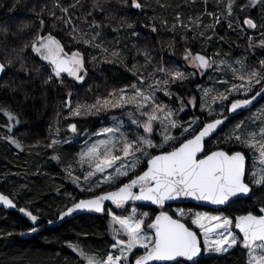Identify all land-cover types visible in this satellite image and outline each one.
<instances>
[{"label":"snow or ice","instance_id":"obj_1","mask_svg":"<svg viewBox=\"0 0 264 264\" xmlns=\"http://www.w3.org/2000/svg\"><path fill=\"white\" fill-rule=\"evenodd\" d=\"M208 2L203 0L205 9L200 15L184 17L177 12L170 28L167 19L152 17V31L157 32L160 26L169 28L187 43L197 37L210 42L217 26L224 21L233 31H244L245 25L247 29H264V11L260 23L250 16L235 23L237 0H215L219 13L208 11ZM27 6L34 19L18 25L15 30L10 25H0V76L12 73L0 87L22 92L27 100L38 87H67L64 74L76 82L85 81L89 62L86 52L79 48L66 52L65 45L47 27L46 16L54 18L53 28L57 23L66 26L76 45L83 44L99 51V56H91V63L121 64L136 81L113 89L106 96H96L92 103L74 102L71 89L62 100L67 112L64 120L130 108L127 116L137 129L129 136L122 131L123 121L113 117L112 127H103L94 133L105 138L85 141L73 162L65 166L67 176L86 196L80 198L68 194L69 203L58 211V218L64 220L83 211L106 212L113 241L103 254L85 251L80 244L68 242L67 246L83 258L77 264H202L204 258L222 257L237 246L245 250L246 264H264V202L258 213L249 210L236 216L225 215L218 209V214L180 207L172 214L163 210L167 201L181 198L221 206L237 198L249 197L254 189L264 191V108L258 110L259 115L253 113L248 120L233 125L221 138L226 144L239 145L255 154L251 170L246 168L244 151L220 147L210 151L206 147L207 140L217 136L229 119L226 113L239 114L249 110L250 106L255 107L253 102L258 98L264 100V59L252 65L248 57L233 59L230 53L216 51L208 55L204 48L194 52L191 47H185L183 60L193 69L188 72L163 59L154 64L150 52L137 48L136 55H143L144 64L135 62L129 67L127 57L107 41L104 30L107 28L119 33L126 28L131 30L130 35L138 36L134 23L130 22L129 10L143 12L149 7L145 0H93L83 18L75 16V11L84 7L82 0H68L66 4L65 0H52V8L48 7L47 0L39 4L27 0ZM257 6L264 9V0H248L246 4L239 5L241 12ZM204 16L210 17V22L206 23ZM156 20H159V25ZM80 24L86 25L88 31ZM44 32L47 35H42ZM189 32L193 33L191 37ZM247 44L253 55L257 48L264 50V31H260L258 41L249 36ZM33 56L41 63H36ZM149 67L151 71H148ZM209 71L228 77L215 81L223 87V91H219L215 84L211 88L197 86L202 93L200 111L207 109L209 118L202 120L193 116L188 122H181L178 114L189 106L195 108L198 100L196 96L185 99L174 93L172 86L182 85L192 77L204 76ZM209 79L213 77L209 76ZM158 92L174 99L177 104L160 100ZM218 102L221 107L213 108L212 105ZM0 113L7 117L9 123L4 127L11 133L13 127L20 123L19 115L3 105H0ZM60 115L58 112L57 124L50 128V143L46 145L54 153L58 145L71 143V139L61 138ZM157 126L160 128L159 140L155 137ZM140 129L143 134H140ZM174 129L180 130L179 136L172 134ZM67 131L73 134V138L79 135L77 123H68ZM4 139L17 149L24 150V145L15 136L7 135ZM51 159L63 162L59 154H54ZM73 163L83 173V185L80 183L81 176L73 175ZM97 174H103V179ZM103 185L114 188L104 190ZM97 189L100 191L97 192ZM106 201L117 208H123L129 201H149L158 205L161 211L152 218L148 212L139 213L133 207L130 214L118 215L112 209H106ZM0 204L17 208L14 199L4 193H0ZM19 212L28 217L33 225L37 224L39 216L28 206L19 207ZM52 222L48 221L49 224ZM29 231L36 232L37 227L33 226Z\"/></svg>","mask_w":264,"mask_h":264},{"label":"trees","instance_id":"obj_2","mask_svg":"<svg viewBox=\"0 0 264 264\" xmlns=\"http://www.w3.org/2000/svg\"><path fill=\"white\" fill-rule=\"evenodd\" d=\"M200 1L203 2V0ZM31 2L39 4L44 0H31ZM67 2L68 0H65V4ZM82 2L84 7L75 11V16L81 18L90 10L93 0H82ZM145 2L149 5L146 9L150 15L166 16L170 21L173 20L177 12L183 15H200L205 9L204 3L198 4V0H159V2L158 0H145ZM247 2L248 0H237L235 15L239 12L237 10L240 9L239 5ZM47 3L48 7L52 8V0H47ZM162 4L166 7H161ZM222 7L223 5H221ZM146 9L143 12L136 9L129 10L130 19L132 18L130 22L134 23L135 31L139 33L138 36L130 35L131 30L126 28L119 33H114L107 28L104 30L107 41L112 42L113 47L118 45L121 47L123 54L127 57L129 67L135 62L140 65L144 64L143 55H136L137 48L146 49L150 52L154 58V64L162 59L163 52H173V43L169 34L163 32L155 35L150 33L147 27L142 30L141 24H150L151 20L146 16ZM207 10L219 13L220 8H217L215 0H209ZM262 11L264 9L257 6L246 9L245 15H249L257 23H260ZM57 14H60L58 10ZM45 18L48 21L47 27L65 45L66 52L70 53L77 48L86 52L89 61L87 63L88 75L83 83L64 76L67 87H57L56 85L46 89L38 87L33 90L32 96L27 100L24 99L22 92H13L10 88L0 87V105L10 107L19 115L20 123L14 126V134H19V140L24 145V150L21 151L2 137L1 128H5L4 125L9 122L7 117L0 113V191L10 195L19 207L28 206L35 214L47 220H55L58 217V211L69 203L68 194L80 198L86 196L74 184L65 179V166L73 162V158L78 153L77 145L71 139V143L58 145L55 153L53 149L46 147L50 143V128H54L57 124V113H61L59 124L62 138H67V124L70 122L77 123L81 132H91L97 129L101 118L106 120L108 116L119 115L124 110L113 109L100 115L73 118L70 121L64 120L63 117L67 113L62 104L65 93L71 89L74 93V102L92 103L96 96H106L113 89L124 87L136 81L132 73L121 64L91 63L92 55L99 56L98 50L83 44L76 45L68 35L66 26L57 23L53 28L54 18L48 16ZM97 18L99 19V17ZM30 19H34V16L27 6V0H19L18 3L17 0H0V25H10L15 30L18 25L26 23ZM74 22L80 23L76 20ZM156 24H159V20L156 21ZM80 26L88 31L86 25L80 24ZM260 30L264 31V29H254L250 30V33L258 34ZM42 35H47V32L42 33ZM188 35L191 37L193 33L189 32ZM220 37L224 39L220 40ZM248 37V33H244L240 29L236 31L229 29L227 21H224L217 26L216 34L210 42H205L197 37L195 40H189L188 46L194 52H198V50L213 44L214 52L230 53L233 59L248 57L249 62L256 65L259 59H264V50L257 48L253 55V50L248 49ZM32 59L36 63H41L34 56ZM170 64L175 65L171 62ZM148 71H151V67ZM11 74V71L4 74L0 79V85L8 81ZM199 81L200 79L195 76L182 85H173L171 90L185 99L196 96L198 100L197 90L199 88L197 83ZM166 99L176 103L174 99L168 97ZM193 116H199L202 120L209 118L206 109L201 112L200 105L197 104L195 108L189 106L184 112H181L180 120L181 122H188ZM238 117L231 119L217 136L206 143L208 150L212 151L220 147L226 150L228 148L244 150L245 153H249L248 149H242L235 144H226L221 139L233 127ZM123 127V132L128 135L136 130L135 125L131 123ZM5 130L4 132H6ZM179 132V129L173 130V134L176 136H179ZM140 134H143V131ZM155 137L158 140L160 133L155 131ZM54 154H59L63 162L51 159ZM113 188L114 186L103 189ZM99 191L100 189L97 190V192ZM262 202H264V191L254 189L249 198L235 201L227 211L233 216L249 210L258 212ZM186 206L195 205L186 204ZM195 207L202 208L200 206ZM150 210L152 214L155 213V208H150ZM106 216V213L101 215L86 214L67 221L61 226L46 228L29 238H21L19 234L30 230L32 225L18 212L0 208V264H77L78 261L82 260H77L76 253L67 246L68 242L78 243L88 252L103 254L109 250L113 242ZM9 232L12 233L11 236L7 235ZM139 251L141 253L142 249ZM246 261L245 250L237 246L222 257L204 258L202 264H246Z\"/></svg>","mask_w":264,"mask_h":264},{"label":"rangeland","instance_id":"obj_3","mask_svg":"<svg viewBox=\"0 0 264 264\" xmlns=\"http://www.w3.org/2000/svg\"><path fill=\"white\" fill-rule=\"evenodd\" d=\"M201 1L200 0H198V4L200 3ZM201 3H203V2H201ZM237 10H239V12L238 13H236V15H235V19H234V22L235 23H239L240 22V20H242L244 17H246V16H249V15H245V12H246V10L245 11H243V12H241L240 11V9H237ZM146 16H147V18L148 19H151L150 20V24H147V23H145V24H141V28H143L142 30H144V28H148L149 29V32L150 33H152V34H157V35H159V34H161V33H167V34H169L170 35V37H171V41H172V43H173V46H172V49H173V52H163L162 53V59L164 60V61H169V62H171V63H174L175 64V66H178V67H181V69L183 70V69H186L188 72H192L193 71V69L191 68V66L190 65H188L184 60H183V54H184V49H185V47H190V46H188V43H189V41L186 43V41L181 37V36H179V35H175L172 31H170L169 30V28H170V26H171V24L174 22V20H168L167 19V17L165 16V17H161V18H164V19H167L168 21H169V28H165V27H163V26H160L159 27V30L157 31V32H153L152 31V28H151V26H152V24H153V19H152V17H154V16H152V15H150V13H149V11L146 9ZM162 16V15H161ZM187 16H190L189 14L188 15H184V17H187ZM132 19V18H131ZM130 19V20H131ZM210 19L211 18H209V17H205L204 16V20H205V22L207 23V22H210ZM156 21H158V20H156ZM156 21H155V23H156ZM146 24H147V26H146ZM159 25V24H158ZM244 27V33H248V35L249 36H251V37H253L255 40H259V38H260V31H259V33L258 34H252V33H250V30H254V29H247V27L246 26H243ZM238 30V29H237ZM209 35H212V34H209ZM214 36V35H213ZM213 36H212V39H213ZM200 39V38H199ZM214 41V40H213ZM213 43V42H212ZM115 48H117V49H119V50H122L121 49V47L118 45V46H116ZM192 49V48H191ZM204 49H206L207 50V53H208V55H211L212 53H214V47H213V44H210V45H208V46H206V47H204ZM199 51H201V50H198V52ZM122 52H123V50H122ZM197 52V51H196ZM65 76H67V75H65ZM199 79H200V81H199V83H197V86L198 85H200V86H202V87H206V88H211V87H213L214 86V84H215V87L219 90V91H223L224 89H223V87H221V85H219L218 83H215V81H217V80H224V79H228V77L227 76H225V75H223V74H221V73H213V72H211V71H209V73L208 74H206V75H204V76H200V75H196ZM209 76H213L214 77V79L213 80H210L209 79ZM68 77V76H67ZM195 77V76H194ZM70 78H72V77H70ZM197 93L199 94V99H198V103L197 104H199L200 105V97L202 96V93L200 92V90L198 89L197 90ZM157 96L159 97V99L160 100H162V101H164L165 103H172L171 101L169 102V100H167L166 99V97L164 96V94L162 93V92H158L157 93ZM225 103V105H227V101H225L224 102ZM173 105H176L177 104V101H176V103H172ZM212 107L213 108H219V107H221L220 105H219V102L217 103V104H214V105H212ZM261 108H264V103H261L260 105H258L256 108H254L253 110H251V111H249V112H247V113H245V114H243V115H241V116H239L238 117V120L236 121V123H238L239 121H241V120H248V118L250 117V116H252V114L253 113H255V114H257V115H259V113H258V110L259 109H261ZM131 109L129 108V109H124V110H122V113L121 114H119V115H115V116H108L107 118L108 119H106V120H102V118H101V120L99 121V125L96 127L97 129L96 130H92L91 132H88V131H85V132H81L80 130H79V135H77V136H75L74 138H73V134L72 133H70V132H66L67 134H68V137L67 138H63V139H72V142L74 143V144H76L77 145V147H78V152L84 147V145H85V141H89V142H94L95 140H97V139H103V138H105V137H97V136H95L94 135V133L95 132H97V131H99L101 128H103V127H112L113 125H114V120H113V117H117V118H119L120 120H122L123 121V126H127L128 124H130L131 122H130V120H129V118H128V116H127V112L128 111H130ZM64 111H65V109H64ZM206 111H207V109H206ZM109 111H107V113H108ZM103 112H101L100 114H102ZM99 114V115H100ZM66 115H67V113H66ZM208 115V114H207ZM179 120H180V113L178 114V117H177ZM181 121V120H180ZM235 123V124H236ZM249 123H251V121L249 120ZM234 124V125H235ZM5 128H6V130H5ZM5 128H1V131H3L2 132V137L4 138L5 136H7V133H8V129H7V127H5ZM87 128V127H86ZM123 128L124 127H122V131H123ZM4 130L6 131V132H4ZM137 131V129L135 130V132ZM143 130L142 129H140V133L142 132ZM155 131H157V132H159L160 133V128L158 127ZM14 132V131H13ZM134 132V133H135ZM126 133V132H125ZM134 133H131L130 132V134H129V136H131L132 134H134ZM180 133V132H179ZM172 134H173V130H172ZM13 135V134H12ZM174 135V134H173ZM14 136L17 138V139H19V134H14ZM61 138H62V135H61ZM219 140H220V138H218ZM159 140V139H158ZM249 150V149H248ZM244 151V150H243ZM245 152V151H244ZM247 155L249 154V156L251 157V163H250V167H249V169L248 170H251L252 169V165H253V160H254V153L252 152V151H250L249 150V153H246ZM257 168H259V162L257 161ZM73 169H74V171H73V175L74 176H81V185H83L85 182L83 181V173H82V171H81V169L79 168V166L78 165H76V164H73ZM110 171V170H109ZM66 172V171H65ZM98 175V177L100 178V179H103V174H97ZM64 178V177H63ZM68 182H70V183H72V184H74L76 187H77V189L80 191V188L77 186V184L76 183H74L73 182V180L70 178V177H68L67 176V173H66V178H65ZM93 179H96V177H93ZM103 188H111V187H109L108 185H103ZM98 190V189H97ZM106 190H109V189H106ZM81 192V191H80ZM82 193V192H81ZM82 194H85V193H82ZM232 204H234V203H232ZM232 204L231 205H229L228 206V208L227 209H225V210H219V212H222L223 214H225V215H229V216H233L231 213H229L227 210L230 208V207H232ZM133 207H135L136 209H137V211L139 212V213H143V212H148L149 213V216L150 217H152L154 214H152V212H151V210L148 208V207H137V206H128V207H126V206H124L123 208H121L120 209V211H116V210H114V209H112V208H108V209H112L116 214H118V215H128V214H130L131 213V209L133 208ZM178 207H180V208H184V209H193L194 211H207V212H210V213H213V214H218V212H217V210H212V209H208V208H198V207H195V206H186V205H181V206H174V207H167L168 208V211L169 212H173L176 208H178ZM231 210V209H230ZM106 213V212H105ZM103 214V213H102ZM106 215H107V213H106ZM106 219H107V223L109 224L110 223V219H109V217L108 216H106ZM108 229H109V226H108ZM237 231V230H236ZM109 232H110V230H109ZM110 234H111V232H110ZM82 246V245H81ZM85 249V248H84ZM231 251V250H230ZM76 255H77V260H82L83 258L82 257H80L79 255H78V253H76ZM215 256V255H214ZM213 257V256H212Z\"/></svg>","mask_w":264,"mask_h":264},{"label":"water","instance_id":"obj_4","mask_svg":"<svg viewBox=\"0 0 264 264\" xmlns=\"http://www.w3.org/2000/svg\"><path fill=\"white\" fill-rule=\"evenodd\" d=\"M246 26V25H245ZM247 27V26H246ZM65 75H67V74H64V76ZM4 75H2V76H0V79L3 77ZM260 100L261 99H257V101H254L253 103H254V105H257L259 102H260ZM253 107L252 106H250V108H249V110L250 109H252ZM249 110H244V111H242V112H240L239 114H232V113H227V115L229 116V119L225 122V124L222 126V128L231 120V119H233V118H235V117H238V116H240V115H242V114H244V113H246L247 111H249ZM222 128H221V130H222ZM221 130H219V131H221ZM214 138V137H213ZM213 138H211V139H213ZM211 139H209V140H207V142L208 141H210ZM206 142V143H207ZM216 150V149H215ZM226 150V149H225ZM247 163H248V161H246V168H247ZM109 190H113V189H109ZM0 193H3L2 191H0ZM5 194V193H4ZM253 194V193H252ZM252 194H250V196L252 195ZM5 195H8V194H5ZM10 196V195H9ZM249 196V197H250ZM249 197H241V198H237V199H234V201L233 202H235V201H237V200H241V199H246V198H249ZM10 198H12L11 196H10ZM83 198H85V197H83ZM13 199V198H12ZM15 201V200H14ZM16 202V201H15ZM232 202V203H233ZM17 203V202H16ZM184 203H191V204H194V205H197V206H201V207H205V208H208V209H212V210H222V209H225V208H227L230 204H228V205H221V206H216V205H212V204H210V203H208V202H199V201H195V200H192L191 198H181V199H179V200H175V201H167L166 202V204L165 205H167V204H184ZM132 204H138V205H147V206H156V207H159L158 205H153V204H151V202H149V201H135V202H133V201H129L127 204H126V206H129V205H132ZM105 206H106V209H108L109 207H111L112 209H114V210H119L120 208H117L114 204H112L110 201H106L105 202ZM0 208H2V209H5V210H7V211H16V212H18L20 215H22L32 226H35V227H37V231L36 232H30L29 230L28 231H26V232H22V233H20L19 234V236L21 237V238H29V237H31V236H33L34 234H37V233H39V232H41V231H43V230H45L46 228H54V227H58V226H61L62 224H64L65 222H67V221H70V220H72V219H75V218H77V217H79V216H83V215H86V214H90V215H101L102 213H92V212H87V211H83V212H78V213H74L73 214V216H70V217H65V219L64 220H60L58 217L55 219V220H51V221H53L51 224H49L48 223V221L49 220H47V219H45V218H43V217H41V216H39V220L37 221V224L36 225H33L32 224V222H31V220L28 218V217H26L24 214H22V213H20L19 212V206H18V204H17V208H9V207H6V206H4L3 204H0ZM35 214V213H34ZM159 214V213H158ZM170 214V213H169ZM244 214V213H243ZM241 215V214H240ZM151 222V221H150ZM195 230V229H194ZM237 232H238V230H237Z\"/></svg>","mask_w":264,"mask_h":264},{"label":"flooded vegetation","instance_id":"obj_5","mask_svg":"<svg viewBox=\"0 0 264 264\" xmlns=\"http://www.w3.org/2000/svg\"><path fill=\"white\" fill-rule=\"evenodd\" d=\"M261 103H264V100H260V102L257 104V105H255V107H253L252 109H250L249 111H251V110H253L254 108H256L258 105H260ZM249 111H247V112H249ZM246 112V113H247ZM245 114V113H244ZM243 115V114H242ZM241 116V115H240ZM14 127H13V129H12V132L11 133H7V135H12V134H14ZM215 137V136H214ZM246 157H247V161H248V163H247V169H249V167H250V163H251V157L249 156V155H247L246 154ZM247 199V198H246ZM242 200H244V199H241V200H237V201H242ZM234 203V202H233ZM186 204H191V203H184V204H167V205H165V208L163 209V210H165V211H168V206L169 207H174V206H181V205H186ZM232 204V203H231ZM230 204V205H231ZM192 205H194V204H192ZM126 206V205H125ZM129 206H134V205H129ZM135 206H137V207H148L149 209L150 208H155V213H154V215H153V217L152 218H154V216L155 215H157L160 211H161V209H160V207H156V206H147V205H137V204H135ZM195 206H197V205H195ZM126 207H128V206H126ZM201 207V206H200ZM202 208H204V207H202ZM228 208V207H227ZM227 208H225V209H227ZM225 209H223V210H225ZM116 211H120V210H116ZM258 212H259V210H258ZM257 212V213H258ZM170 214H172V212H169ZM148 222H150V220L148 221ZM189 223H190V221H188ZM33 227V226H32ZM194 229H195V226H192ZM196 230V229H195ZM202 238V237H201ZM86 251V250H85ZM143 251V250H142ZM142 253V252H141Z\"/></svg>","mask_w":264,"mask_h":264}]
</instances>
